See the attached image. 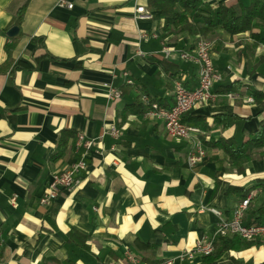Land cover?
I'll return each mask as SVG.
<instances>
[{"label": "crops", "instance_id": "obj_1", "mask_svg": "<svg viewBox=\"0 0 264 264\" xmlns=\"http://www.w3.org/2000/svg\"><path fill=\"white\" fill-rule=\"evenodd\" d=\"M57 1L0 0V64L5 45L14 43L10 57L25 65L0 72V264H130L128 254L204 264L203 256H178L217 239L219 218L207 207L230 217L250 197L244 221L264 222V157L237 171L214 145L239 143L264 123L263 105L249 100V89L264 92V26H254L255 36L222 29L210 36L222 79L213 101L184 116L205 132V155L190 167V142L168 136L160 118L146 115L142 97L169 107L174 78L197 85V65L179 58L196 36L162 38L163 21L147 0H66L70 9ZM237 1L249 2L210 4ZM22 5L18 32L9 37ZM138 5L150 16L134 18ZM160 60L171 65L162 68ZM110 85L121 91L114 101ZM111 124L120 129L117 138L106 133ZM79 133L92 139L89 149L77 143ZM79 160L85 169L78 186L41 205L52 174ZM216 264H264V240L228 249Z\"/></svg>", "mask_w": 264, "mask_h": 264}, {"label": "built area", "instance_id": "obj_2", "mask_svg": "<svg viewBox=\"0 0 264 264\" xmlns=\"http://www.w3.org/2000/svg\"><path fill=\"white\" fill-rule=\"evenodd\" d=\"M57 5L66 8H72L73 4L66 0H58ZM148 10L143 5H138L135 9L134 18L149 17ZM146 37L141 34L140 38ZM212 41L204 36L197 35L195 37L193 47L190 50L179 51V58L183 60H191L197 65L198 82L194 88L185 86L183 77H176L172 80L173 103L169 107H163L157 102L151 100L148 96H143L142 100L147 105L146 115L160 118L163 121L165 131L172 138L186 139L190 142L191 148L187 155V163L190 167L197 165L205 155V148L202 142L204 131L197 125L188 123L183 120L184 116L193 108L200 104L209 103L214 100L216 93L214 85L219 82L221 74L214 68L211 58ZM165 56L169 55V49L164 46L162 48ZM138 54H142L138 51ZM121 96L119 88L110 85L107 90V98L114 101ZM252 101V98H249ZM106 133L114 138L120 135V129L116 124H111ZM77 143L89 149L93 143L92 139H88L84 134H77ZM85 169V162L79 160L62 171L52 174L44 194L39 198L41 205H48L53 202L60 192L72 191L80 183L77 173ZM13 200V199H12ZM250 197H246L239 201L233 208L230 217H223L220 210L213 207L206 209L216 214L219 218L216 237L238 236L242 239L264 240V222L247 223L244 221V215L248 208ZM214 250V239H202L198 241L193 248L182 251L178 258L181 261L192 260L195 256H206ZM130 264H172L171 260L158 262H145L132 254L127 255Z\"/></svg>", "mask_w": 264, "mask_h": 264}, {"label": "trees", "instance_id": "obj_3", "mask_svg": "<svg viewBox=\"0 0 264 264\" xmlns=\"http://www.w3.org/2000/svg\"><path fill=\"white\" fill-rule=\"evenodd\" d=\"M147 6L149 9L159 12L163 21L160 27L162 38L168 36L176 38L179 34L184 33L190 36L201 35L210 38L216 29H222L230 35L248 31L252 36H255L256 34L252 32L254 26H264V0H249L248 3L237 1L232 4L218 2L215 5L210 4V0H147ZM24 10L25 5H22L14 11L12 19L14 25H20ZM35 40L41 41L40 38ZM13 46L14 43L5 45L8 57L0 64V72H6L10 68L13 71L17 68L25 67L21 61L13 63L10 57ZM45 55L46 57H51L47 53ZM155 62L162 68H168L167 66L171 65L167 60ZM249 92L252 101L262 104L264 107V92L256 89H249ZM128 109L126 108V110ZM188 119L199 123L202 121L198 117H190ZM183 120L185 121V117ZM64 134L74 136V133L69 130L64 131ZM63 141L62 138L60 144ZM214 145L229 156L230 164L237 171H242L244 163L254 158L264 157V123H261L253 133L246 136L239 143L233 139H220ZM235 189L242 192L241 197L246 195V191L243 188H232L231 190ZM254 222L260 223L258 220ZM259 240H246L234 235L217 236L214 241L213 252L203 256V262L204 264H216V260L228 249L256 244Z\"/></svg>", "mask_w": 264, "mask_h": 264}, {"label": "water", "instance_id": "obj_4", "mask_svg": "<svg viewBox=\"0 0 264 264\" xmlns=\"http://www.w3.org/2000/svg\"><path fill=\"white\" fill-rule=\"evenodd\" d=\"M17 32H18V27L17 26H12V27H10L8 29L7 36L12 37V36L16 35Z\"/></svg>", "mask_w": 264, "mask_h": 264}, {"label": "rangeland", "instance_id": "obj_5", "mask_svg": "<svg viewBox=\"0 0 264 264\" xmlns=\"http://www.w3.org/2000/svg\"><path fill=\"white\" fill-rule=\"evenodd\" d=\"M209 39V38H208Z\"/></svg>", "mask_w": 264, "mask_h": 264}]
</instances>
